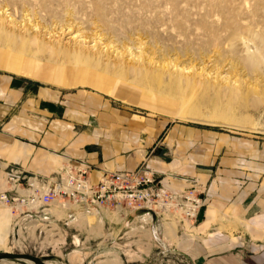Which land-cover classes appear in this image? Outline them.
<instances>
[{"label":"rangeland","instance_id":"rangeland-1","mask_svg":"<svg viewBox=\"0 0 264 264\" xmlns=\"http://www.w3.org/2000/svg\"><path fill=\"white\" fill-rule=\"evenodd\" d=\"M0 7V16L13 20L11 28L32 38L22 52L17 50L20 40H12L13 47L0 41V73L14 76L23 85L67 92L87 89L113 107L163 117L190 128L194 132L180 131L177 137L206 143L211 150L216 144L224 149L250 141V162H261L256 167L263 168L264 63L259 62L251 72L242 58L264 46V0H0ZM80 34L86 42L82 43ZM75 35L78 37L72 38ZM77 40L83 47L89 46L91 55L99 50L100 61L95 56L90 60L69 56L68 51L77 48ZM52 42L61 50L52 47ZM139 54L147 58L142 69H137L142 62L136 56ZM161 63L169 66L162 68ZM182 67L196 79H209L215 85L222 82L223 86H178L173 80ZM85 76L97 86L83 81ZM181 96L191 102L208 101L207 105L201 103L204 117L217 105L230 109L240 118L239 123L245 120V127L214 123L202 115L182 119L178 114ZM166 132H161L159 140ZM71 206L86 210L81 202L57 199L39 206L32 218L16 217L7 244L2 247L0 243V250L30 252L53 264H106L113 260L118 264H194L170 250H152L150 234L144 231L92 239L66 224ZM86 215L91 222L93 217ZM165 216L172 224L176 221L174 216ZM185 224L186 230L195 232L194 226ZM165 225L169 228L168 222ZM167 231L171 233L170 228ZM6 260L0 259V264H33L24 259Z\"/></svg>","mask_w":264,"mask_h":264},{"label":"crops","instance_id":"crops-1","mask_svg":"<svg viewBox=\"0 0 264 264\" xmlns=\"http://www.w3.org/2000/svg\"><path fill=\"white\" fill-rule=\"evenodd\" d=\"M82 80L93 83L90 77ZM182 126L113 107L87 89L67 92L23 85L0 73V192L9 188L10 167L42 177L56 173L62 162L56 151L84 158L93 182L104 171L133 170L143 162L157 171L160 183L170 191L185 187L184 177L196 178L202 206L194 233L176 218L172 224L151 212L110 201L89 211L71 206L66 224L92 239L144 231L150 234L152 250L167 249L194 264H264V163L262 168L256 167L261 162H250V141L224 149L216 144L211 150L206 143L178 138L177 132H194ZM164 129L167 132L159 140ZM174 145L177 148L171 150ZM171 151V156H164ZM86 214L93 217L91 222ZM16 217L26 219L0 201V243L12 233Z\"/></svg>","mask_w":264,"mask_h":264},{"label":"built area","instance_id":"built-area-1","mask_svg":"<svg viewBox=\"0 0 264 264\" xmlns=\"http://www.w3.org/2000/svg\"><path fill=\"white\" fill-rule=\"evenodd\" d=\"M56 153L60 154L62 162L58 171L48 177L10 167L6 177L9 188L0 192V201L26 218H32L39 206L57 199L81 202L86 210L110 201L115 206L122 204L160 218L174 216L194 226L202 206L196 178L184 177L187 185L178 192L170 191L160 183L157 171L140 163L133 170L104 171L98 181L93 182L89 179L91 166L84 158H73L62 151Z\"/></svg>","mask_w":264,"mask_h":264},{"label":"bare ground","instance_id":"bare-ground-1","mask_svg":"<svg viewBox=\"0 0 264 264\" xmlns=\"http://www.w3.org/2000/svg\"><path fill=\"white\" fill-rule=\"evenodd\" d=\"M0 9H1V7H0ZM1 13L2 12H0V15H1ZM4 14V13H3ZM13 20H8V18H6V17H4L3 15L2 16H0V41H3V42H1V43H4V44H6L7 46H12L13 47V45L11 44V41L12 40H20L21 41V45H20V47H18L17 48V50H21V52L22 51H25V50H27V41L29 40V39H32V38H27V37H29V36H25L26 35V33H25V35L22 33V32H17L16 31V29L15 28H11V26H10V22H12ZM15 26H17L16 24H14ZM14 26V27H15ZM20 27V26H19ZM19 31V30H18ZM43 34V33H42ZM32 36V35H31ZM78 36H81L82 38H83V40H81L82 41V43H84V42H86V40H85V38H84V36H83V34H80V35H78ZM77 35H75V36H73L72 38H76V37H78ZM40 38V37H39ZM33 39H38V34H35V37L33 38ZM41 42H42V40H40ZM74 41V40H73ZM41 42H40V44H41ZM79 40H77L76 41V46H77V48H75V50H73L74 52H72L71 50H69L68 52H69V54H71V55H69V56H73L76 60H79V59H84V60H90L91 58H92V56H95L96 58L95 59H98L99 60V58L98 57H100V56H102V53H98V51L99 50H96L97 52V54L95 55H93V53L95 52H91L92 53V55L91 54H89V52L87 51V48L89 47V46H87V48H85V47H83V44H82ZM97 43H99V42H97ZM39 44V45H40ZM56 43H54L53 44V42H52V44H51V46L52 47H55V49L57 50V51H60L61 50V48L58 46V44H56ZM87 45V44H86ZM44 45H42V47H43ZM74 46V45H73ZM85 46V45H84ZM97 46V45H96ZM96 46H94V48H96ZM92 47V46H91ZM90 47V48H91ZM71 48V47H70ZM40 49H42L41 47H40ZM97 49V48H96ZM91 50V49H90ZM101 50V49H100ZM102 51V50H101ZM100 51V52H101ZM136 56H138V59L140 60H142V62H141V64H138L139 66H137L138 68L137 69H142V66H144L145 65V63L143 62V61H145V59L147 60V58L145 57V56H143L142 54L140 55H136ZM257 57V62L255 61V58ZM94 58V57H93ZM150 59H151V57H149V61H150ZM160 59V58H159ZM243 59V62L245 63V64H247V65H249L250 67H251V72H253L254 70L252 69V67H255L259 62L260 63H264V46L262 47V48H258V50L257 51H255L254 53H251V55H248V56H246V57H244V58H242ZM96 61V60H95ZM94 61V62H95ZM100 61V60H99ZM247 62H249L250 64H248ZM162 64V63H161ZM169 64V63H168ZM167 63L165 64V63H163L162 65H160L162 68H164L165 66H169ZM100 65H101V63H100ZM248 66V67H249ZM178 67V66H177ZM134 69H136V67L134 68ZM184 68L182 67V68H180V69H178V71H180V72H177V74L175 75V78H174V82H176V83H178V86H180V85H183V84H186V85H201V86H204L205 88H212L213 86H214V88H217V85L219 84V85H222L223 86V83L222 82H220V83H218V84H214V83H212V80L210 81L209 79H207V80H204V79H196L195 78V75L193 76V75H188V74H186V73H184V71L185 70H183ZM188 71V70H187ZM202 71V70H201ZM203 74V73H202ZM209 74H211V73H209ZM204 76V75H203ZM227 76V75H226ZM200 77V76H199ZM207 78V77H206ZM236 83V82H235ZM218 85V86H219ZM216 86V87H215ZM221 86V87H222ZM229 86V85H228ZM233 86V85H232ZM232 86L230 87H228V88H232ZM238 87V86H237ZM239 88V87H238ZM232 89H234V87L232 88ZM150 97H154V96H150ZM182 97V99L180 98V109H179V112H178V114L179 115H182V119H183V116H190V117H196V116H200V115H202L203 116V118H206L207 116H209L210 118H211V120H213L214 121V123H215V121H220V122H226V124L228 123V124H233V125H237V126H240V127H245V122H243V121H245V120H242V123H239V122H241V120H238V119H240V118H236L235 117V115L231 112V110L230 109H227V108H223V109H221V107L220 106H216L215 107V109H214V111H211V112H207V116L206 117H204L205 115H203L204 114V109H203V111H202V107H201V103H205L206 105H207V102H205V100H199V101H197V102H191L189 99H188V97H186V96H181ZM147 100H149V99H147ZM210 102H212L211 104H213V100H209V103ZM168 103V102H167ZM162 104V103H161ZM215 105V104H214ZM168 106V105H167ZM204 106V105H203ZM206 114V113H205ZM178 115V116H179ZM185 116V117H186ZM190 117H188V118H190ZM197 118V117H196ZM186 119V118H185ZM191 120H195V119H191ZM206 120V119H205ZM210 121V120H209ZM213 121H212V123H213ZM211 122V121H210ZM220 124H222V123H220ZM95 211V210H94ZM45 218H47V217H45ZM34 221V220H33ZM38 221V220H37ZM6 244H7V241H5V242H2L1 243V245H2V247H5L6 246ZM0 245V246H1ZM75 252L74 253H72V258H73V256L75 257ZM2 260H6V259H2ZM7 261V260H6ZM27 261H29V260H27ZM2 262H5V261H2ZM1 262V263H2ZM12 262V261H11ZM31 262V261H30ZM32 263V262H31ZM47 263L48 264H53V263H51L50 261H47ZM34 264V263H33ZM106 264H118V261L117 260H113V261H109V262H107Z\"/></svg>","mask_w":264,"mask_h":264},{"label":"water","instance_id":"water-1","mask_svg":"<svg viewBox=\"0 0 264 264\" xmlns=\"http://www.w3.org/2000/svg\"><path fill=\"white\" fill-rule=\"evenodd\" d=\"M0 259H24L35 264H48L42 256L24 251H4L0 250Z\"/></svg>","mask_w":264,"mask_h":264}]
</instances>
